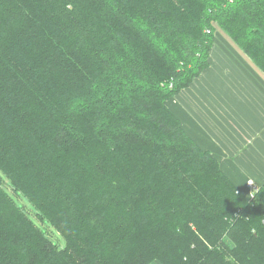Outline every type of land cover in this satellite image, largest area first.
<instances>
[{
    "label": "trees",
    "instance_id": "trees-1",
    "mask_svg": "<svg viewBox=\"0 0 264 264\" xmlns=\"http://www.w3.org/2000/svg\"><path fill=\"white\" fill-rule=\"evenodd\" d=\"M264 70V0H0V264H264L244 194L169 105L217 28Z\"/></svg>",
    "mask_w": 264,
    "mask_h": 264
},
{
    "label": "crops",
    "instance_id": "crops-1",
    "mask_svg": "<svg viewBox=\"0 0 264 264\" xmlns=\"http://www.w3.org/2000/svg\"><path fill=\"white\" fill-rule=\"evenodd\" d=\"M169 105L240 191L251 196V181L264 184V70L221 28L209 67Z\"/></svg>",
    "mask_w": 264,
    "mask_h": 264
},
{
    "label": "rangeland",
    "instance_id": "rangeland-1",
    "mask_svg": "<svg viewBox=\"0 0 264 264\" xmlns=\"http://www.w3.org/2000/svg\"><path fill=\"white\" fill-rule=\"evenodd\" d=\"M0 182L7 190V192L11 195V197L21 205L30 217L46 232V234L60 246H65V240L63 236L48 222H42L37 218L36 209L30 200L23 195L22 193H16L13 190L10 180L5 175V173L0 169Z\"/></svg>",
    "mask_w": 264,
    "mask_h": 264
},
{
    "label": "built area",
    "instance_id": "built-area-1",
    "mask_svg": "<svg viewBox=\"0 0 264 264\" xmlns=\"http://www.w3.org/2000/svg\"><path fill=\"white\" fill-rule=\"evenodd\" d=\"M250 187L252 189V192H251V196H253V194L259 190V186L255 185L252 181L250 182Z\"/></svg>",
    "mask_w": 264,
    "mask_h": 264
}]
</instances>
